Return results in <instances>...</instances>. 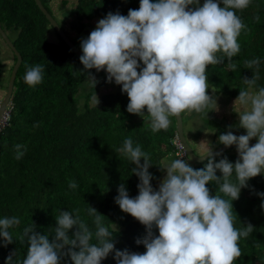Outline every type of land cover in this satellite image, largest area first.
<instances>
[{"label":"clouds","instance_id":"9594fccd","mask_svg":"<svg viewBox=\"0 0 264 264\" xmlns=\"http://www.w3.org/2000/svg\"><path fill=\"white\" fill-rule=\"evenodd\" d=\"M250 3L139 0L138 9L130 8L127 15L110 11L80 40L82 70L94 87L99 81L91 70L106 71L107 82L120 85L121 92L127 94V112L143 120L146 115V127L153 133L167 131L173 117L186 113L208 118L210 111H219V105L216 91L212 88L213 94L208 93L207 69L227 59L228 68L236 70L232 59L240 52L238 37L247 30L237 12ZM260 63L259 58L244 61L252 76L242 78L246 87L240 88L233 103L239 117L235 127L246 134H234L230 125L218 136L219 144L235 145V162L222 152L214 153L210 144L198 155L201 161L206 158L198 169L188 162L191 157L184 158L186 152L176 158L166 156L156 164L166 174L154 189L149 153L134 145L131 138L115 149L135 165L131 173L139 182L134 197L123 183L119 184L114 202L145 227L146 234L136 240L143 244L144 252L117 249L118 226L114 222L105 225V216L89 206L87 214L92 217L94 232L78 214L60 210L51 235L37 231L34 222L26 226L19 236L21 243H27L26 256L14 261V252L5 264H61L65 257L71 264H102L113 253L116 264H234L243 253L240 240L249 237L255 226L243 222L242 227L235 226L233 201L249 187L250 179L264 174V87H256ZM43 74V65L29 66L23 81L34 88L42 82ZM94 99L98 105L97 95ZM253 138L256 143L250 146ZM25 152L24 145L14 146L15 159H22ZM217 156L222 158L217 161ZM209 183L216 185L214 195L207 187ZM69 187L76 189L78 185L73 180ZM256 194L264 209V192ZM19 224L15 215L0 218V245L13 243L9 229Z\"/></svg>","mask_w":264,"mask_h":264},{"label":"trees","instance_id":"16d2710c","mask_svg":"<svg viewBox=\"0 0 264 264\" xmlns=\"http://www.w3.org/2000/svg\"><path fill=\"white\" fill-rule=\"evenodd\" d=\"M49 1L43 0L51 11ZM138 7L139 0H79L75 13L77 22L82 23L103 18L110 11L127 15L130 8ZM237 15L247 30L238 37L240 52L232 59L236 70L228 68L227 59L207 69L211 91L213 88L231 99H236L240 88L246 87L242 78L252 76V70L244 68L245 60L260 59L256 87H264V0H251L249 7ZM0 21L23 56L8 107L10 119L0 128V218L15 215L20 224L9 229L13 243L0 245V264H5L14 252V261L26 256L27 243H21L19 236L29 224L34 222L37 231L51 235L54 217L60 210L78 214L94 232L92 217L87 214L89 206L105 216V225L114 222L118 226L117 249L144 252L143 244L138 245L136 240L146 234L145 227L114 202L119 184L123 183L134 197L139 182L131 173L135 165L115 149L122 146L124 139L131 138L134 145L139 144L149 153L153 164L149 168L153 174L151 183L158 189L166 173L156 164L166 156L179 157L174 143L178 136L176 118L167 131L153 133L146 127V115L143 120L127 112V94L121 92L119 85L107 82L106 72L91 70L99 81L94 87L82 70L79 55L52 27L35 0H0ZM52 30L59 40L52 38ZM13 54L7 89L17 61L14 51ZM36 64L44 66V74L42 82L33 88L24 83L23 76L27 67ZM236 130L246 133L242 128ZM18 143L26 147L20 160L14 154ZM222 153L232 162L238 158L233 148ZM220 158L217 156V161ZM188 162L198 169L206 160ZM73 180L78 185L76 189L69 187ZM248 184L249 187L241 190L239 199L233 201V214L237 228L243 226L242 222L255 228L249 237L240 240L243 253L234 264H264V209L260 206L261 197L256 194L264 192V174L250 179ZM207 187L214 195L216 185L209 183ZM73 231L69 230L70 236ZM113 256L114 253L110 254L102 264H116ZM61 264H71L70 259L63 258Z\"/></svg>","mask_w":264,"mask_h":264},{"label":"rangeland","instance_id":"374dc122","mask_svg":"<svg viewBox=\"0 0 264 264\" xmlns=\"http://www.w3.org/2000/svg\"><path fill=\"white\" fill-rule=\"evenodd\" d=\"M64 3L67 4L66 7H69L70 5L71 8L75 9L79 3V0H64V2L62 0H51L48 2V5L55 18L67 32L70 38L80 48L81 38H86L88 34L95 28L96 23L101 18L86 20L82 23H78L76 19V13L73 12L70 14L66 11L68 14L67 17L69 19L67 21L61 14L64 12L59 10V7ZM72 21L75 23H72ZM50 35L52 38L57 37L59 40V37L54 30L51 31ZM11 62L12 64L14 62L13 51L0 34V104L7 93L6 83L8 80L7 76L9 78V68L12 65ZM210 92H213L211 91V88L208 89L209 94H211ZM215 96L218 98L217 103L219 105V111H210L208 113V118L195 112L183 114L185 118L184 123L187 139L189 140L195 152L199 155L203 153L205 146L209 144L213 146V149L222 146L218 143V136L221 133L226 132L228 130V126L230 125L233 126L231 130L234 134H246L236 130L237 127H235L239 121L237 113L233 111V103L235 99L228 98L219 92H215ZM172 120L174 121L175 117H173ZM251 141H256V139L253 138ZM233 149L236 150V148Z\"/></svg>","mask_w":264,"mask_h":264},{"label":"water","instance_id":"95a60500","mask_svg":"<svg viewBox=\"0 0 264 264\" xmlns=\"http://www.w3.org/2000/svg\"><path fill=\"white\" fill-rule=\"evenodd\" d=\"M35 1H36L37 5L39 6V8L42 10V12L47 17V19L50 21L52 27L61 35V37L73 49V51L80 56L82 54L81 49L70 38V36L67 34V32L64 30V28L61 26V24L55 18L53 13L46 7L43 0H35ZM0 34L2 35L5 42L11 47V49L15 52V54L17 56V61L13 67V71H12V74H11V77L9 80L6 96L4 97L3 101L0 104V128H1V123L3 120L4 114H5L6 110L8 109V107L11 103V99H12V95H13V91H14V86H15V80L17 77L18 70L22 64L23 56L20 53V51L17 49L16 45L14 44V42L12 41V39L10 38L8 33L3 28L1 21H0ZM104 72H106V71H104ZM176 120H177L178 136L180 138L181 143L183 144V146L185 148L186 154L189 157H191L192 160L197 161V162H201V158L198 156L199 154H197L195 152V150L193 149L189 140L187 139L185 127H184L183 115L180 118H176ZM255 143H256V141H250V146L254 145ZM234 147H235V145L229 146V147H225L224 145H222V146H219V147L213 149V152L214 153L215 152H224V151H227V150L234 148ZM205 160H206V158H205Z\"/></svg>","mask_w":264,"mask_h":264},{"label":"built area","instance_id":"2783aa9c","mask_svg":"<svg viewBox=\"0 0 264 264\" xmlns=\"http://www.w3.org/2000/svg\"><path fill=\"white\" fill-rule=\"evenodd\" d=\"M9 119H10V112H9V110H6L4 117H3V120H2V124L6 125L9 122ZM174 143L176 144L177 155L184 156L185 155L184 146L181 143L178 136L174 139Z\"/></svg>","mask_w":264,"mask_h":264},{"label":"crops","instance_id":"0c3cea01","mask_svg":"<svg viewBox=\"0 0 264 264\" xmlns=\"http://www.w3.org/2000/svg\"><path fill=\"white\" fill-rule=\"evenodd\" d=\"M51 1V0H50ZM63 2H64V0H62ZM69 5V4H68ZM67 6V4L66 3H64V4H62L60 7H59V10L60 11H63L64 13H61L60 11V13L65 17V19L68 21L69 19H68V17H67V12H69L70 14L71 13H73V12H75L76 11V8L75 9H73V8H71L70 7V5H69V7H66ZM67 11V12H66Z\"/></svg>","mask_w":264,"mask_h":264}]
</instances>
